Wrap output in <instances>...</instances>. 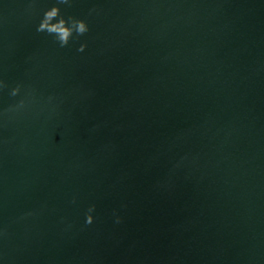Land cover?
<instances>
[{
  "label": "water",
  "instance_id": "obj_1",
  "mask_svg": "<svg viewBox=\"0 0 264 264\" xmlns=\"http://www.w3.org/2000/svg\"><path fill=\"white\" fill-rule=\"evenodd\" d=\"M54 2L0 0V264H264V0Z\"/></svg>",
  "mask_w": 264,
  "mask_h": 264
},
{
  "label": "clouds",
  "instance_id": "obj_2",
  "mask_svg": "<svg viewBox=\"0 0 264 264\" xmlns=\"http://www.w3.org/2000/svg\"><path fill=\"white\" fill-rule=\"evenodd\" d=\"M71 2L72 0H55L53 5L44 11L36 29L37 32L52 36L60 47L68 46L74 38L78 40L90 31V24L86 18H80L74 15L66 16L63 14L61 5H70ZM36 3L37 0H30V11L34 10V5ZM95 11V8L91 10V12ZM86 47L87 42H84L80 45L78 51H83ZM8 88V82L0 77V92ZM9 94L12 97H20L16 102L3 109V114L9 119H13L29 110L37 102V89L32 85L25 86L23 82H19L11 87ZM54 99L55 97L52 95L47 97V103L52 105L53 112H55L59 106L58 104H52ZM95 208L96 206L93 204L87 209L86 224H92L94 222ZM119 222L120 218L117 217V223Z\"/></svg>",
  "mask_w": 264,
  "mask_h": 264
}]
</instances>
